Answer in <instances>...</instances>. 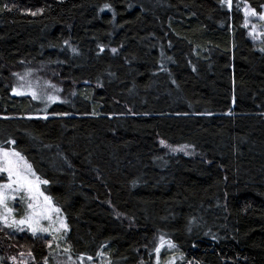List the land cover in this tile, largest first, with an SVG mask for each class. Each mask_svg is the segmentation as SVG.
<instances>
[{"label": "trees", "instance_id": "1", "mask_svg": "<svg viewBox=\"0 0 264 264\" xmlns=\"http://www.w3.org/2000/svg\"><path fill=\"white\" fill-rule=\"evenodd\" d=\"M24 69L57 92L12 96ZM0 148L47 181L74 258L152 264L163 238L174 264H264V45L235 0H0ZM49 242L0 226V263Z\"/></svg>", "mask_w": 264, "mask_h": 264}, {"label": "rangeland", "instance_id": "2", "mask_svg": "<svg viewBox=\"0 0 264 264\" xmlns=\"http://www.w3.org/2000/svg\"><path fill=\"white\" fill-rule=\"evenodd\" d=\"M236 3L240 4L243 16H244V25L248 31L249 39L257 46L262 47L264 45V19H261V16H264V8L260 12V14L252 15L251 9L248 5L244 2V0H235ZM220 3L227 9L230 10L228 5L224 3V0H220ZM246 10H248V14L246 15ZM43 70H36V69H24L22 72L14 74L12 76V86H11V95L12 96H28L32 97L29 93L35 91L37 96L39 97L40 94L45 95H53L57 92L49 82L44 80L45 75L41 72ZM39 74H41L42 78H40ZM15 91H22L25 94L23 95H15ZM47 99V98H45ZM36 100V99H34ZM161 147L169 153L172 154H181L184 156H193L194 151L189 149L187 146H170L166 144H160ZM3 149V148H2ZM4 151H13V150H6ZM25 161H21V170L26 171L24 168ZM32 170V169H31ZM33 172V170H32ZM38 177L35 174V177H30L35 182V178ZM39 178V177H38ZM39 181H43L39 178ZM9 178L7 172H0V185L9 184ZM46 183H36V187H34L32 192H28L27 190H20V191H13L12 189H3L6 193L7 199L5 201L6 207H0V214L8 216L9 220L16 219L20 220L32 214V209L28 207L29 204L36 205V211L43 210L47 217L50 218H41L40 219V226L42 228H47V232H37L36 235H33L31 230L28 228L27 224L22 226H13L12 228L5 227L2 223H0L1 227L7 228L12 232H15L16 238L19 235L28 236L32 238H50V242L46 246L48 248V256L44 260L37 262L32 252L29 249H26L22 245H18L16 253L17 256L8 257L9 264H102L103 259L96 258L89 259V257L81 256L78 258H74L71 256L70 252H65L66 246L64 243L65 233L68 234V228L65 231L64 229L60 228V222L63 221L66 223L64 216L60 212L55 211V207L51 206L50 209L46 202L44 201V197L48 195L44 192V187ZM16 185H13L15 188ZM38 188V191L36 190ZM41 193L43 195H41ZM11 209V212L8 211ZM19 227H23V231L19 230ZM56 229H60L56 231ZM26 234V235H24ZM163 246H161V240L158 242L157 248H160V252L166 250L170 252L172 259L168 260L167 264H174L176 259H174L172 253L175 251L174 247L170 246L168 242L163 240ZM18 244V243H17ZM51 244V247H49ZM163 249V250H162ZM159 254L156 252V256L153 259L152 264H160L159 261ZM31 253V255H29ZM70 257V259H69ZM1 264V263H0ZM109 264V262H106Z\"/></svg>", "mask_w": 264, "mask_h": 264}, {"label": "snow or ice", "instance_id": "3", "mask_svg": "<svg viewBox=\"0 0 264 264\" xmlns=\"http://www.w3.org/2000/svg\"><path fill=\"white\" fill-rule=\"evenodd\" d=\"M224 3L228 5L229 8H231L232 0H224ZM107 7V6H106ZM248 14V10H246V15ZM252 15H256L255 11H251ZM32 15H36V13H32ZM261 19H264V16L260 17ZM103 50V49H102ZM75 51V50H74ZM113 52H115V49H113ZM15 95H23L25 94L22 91H15ZM32 95L33 99H37V93L35 91H32L29 93ZM50 100H55L54 97H49ZM47 119V117H44ZM10 143H15V141H9ZM163 143V141H161ZM23 161V157L20 155L19 152L15 151H4L2 148H0V172H7L8 178L10 183L5 185H0V207H6L5 201L7 199L6 193L3 191V189H12L13 191H20V190H27L28 192H32L34 187H36V183H47V181H39V178H35V182L30 179V177H35V173L31 170V165H28L26 162L24 163V168L26 171L21 170V164L20 162ZM13 185H16L15 188H13ZM38 191V188H36ZM41 195H43L41 193ZM44 201L48 205L49 209L51 206V198L45 196ZM28 207L32 209V214L29 216H26L23 219L16 220L11 219L9 220L8 216L0 214V223H2L5 227L12 228L13 226H22L27 224L28 228L31 230L33 235H36L37 232H47V228H42L40 226V219L41 218H50L47 217L46 213L41 211H36V205L29 204ZM9 212H11V209H8ZM56 212H59L60 210L57 208L55 209ZM60 228L67 230V225L63 221L60 222ZM20 231H23V227H19ZM60 229H56V231H59ZM163 238H161V246H163ZM172 246V245H170ZM49 247H51V244H49ZM65 252H70V248L65 249ZM157 254L160 252V248L156 249ZM31 255V253H29ZM70 259V257H69ZM91 259V257H89Z\"/></svg>", "mask_w": 264, "mask_h": 264}]
</instances>
